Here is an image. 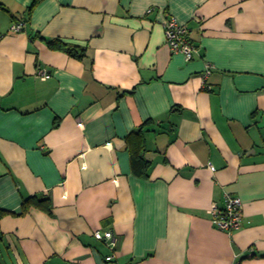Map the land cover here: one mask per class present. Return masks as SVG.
<instances>
[{
	"label": "crops",
	"instance_id": "crops-1",
	"mask_svg": "<svg viewBox=\"0 0 264 264\" xmlns=\"http://www.w3.org/2000/svg\"><path fill=\"white\" fill-rule=\"evenodd\" d=\"M33 2L0 0V264H264V0Z\"/></svg>",
	"mask_w": 264,
	"mask_h": 264
},
{
	"label": "built area",
	"instance_id": "built-area-1",
	"mask_svg": "<svg viewBox=\"0 0 264 264\" xmlns=\"http://www.w3.org/2000/svg\"><path fill=\"white\" fill-rule=\"evenodd\" d=\"M149 13H152V10H150ZM163 26L166 42L170 50L174 54L183 55L187 62L192 61L198 48L190 41L187 26L170 15L165 19ZM25 27L26 23L20 22L14 24L13 30L17 33H21L24 31ZM214 69L215 66L208 63L206 66L205 78L209 77ZM40 77L43 80H47V72L41 71ZM209 213L216 228L227 234H231L242 227L244 206L242 200L239 198L226 195L224 207H219L217 204H214ZM94 236L98 241L104 242L107 245L110 250V255L106 257V261L112 263L117 257V242L114 232L112 230L97 231Z\"/></svg>",
	"mask_w": 264,
	"mask_h": 264
},
{
	"label": "trees",
	"instance_id": "trees-1",
	"mask_svg": "<svg viewBox=\"0 0 264 264\" xmlns=\"http://www.w3.org/2000/svg\"><path fill=\"white\" fill-rule=\"evenodd\" d=\"M40 3V0H34V2H33V4H32V6L29 8V10H28V13L31 15L32 13H33V11L35 10V8L38 6V4ZM1 5V4H0ZM49 46L50 47H52V48H54V49H58V50H63V51H65V52H67L68 54H70V55H72V56H76V57H79V58H81L80 56V53L82 54L84 51H81V50H79L78 48H75V47H69V46H67V45H65V44H62L61 42H55V41H52V42H49ZM151 123V122H150ZM149 123V124H150ZM146 125H148V124H146ZM146 125H144V126H142L140 129H138V130H136V131H134L133 133H138V134H141L142 132H143V130L147 127ZM138 152H139V150H138ZM149 164V163H148ZM148 168V165H146L145 166V170ZM32 200H34V199H32ZM36 200V199H35ZM29 202H30V200L28 201V202H26V205L28 206L29 205ZM32 204H35V205H39V206H42L43 205V203H41V202H39V201H32L31 202ZM30 203V204H31ZM29 207V206H28ZM27 207V208H28ZM51 210V209H50ZM51 213V212H50ZM6 214H8L7 212H2V211H0V221L2 220V218L4 217V216H6Z\"/></svg>",
	"mask_w": 264,
	"mask_h": 264
}]
</instances>
